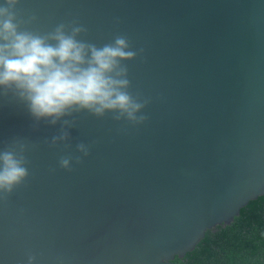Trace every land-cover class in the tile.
Here are the masks:
<instances>
[{
    "label": "water",
    "instance_id": "95a60500",
    "mask_svg": "<svg viewBox=\"0 0 264 264\" xmlns=\"http://www.w3.org/2000/svg\"><path fill=\"white\" fill-rule=\"evenodd\" d=\"M16 12L40 34L77 21L98 47L127 36L143 50L124 62L130 91L150 103L138 126L74 113L70 140L50 147L60 124L34 127L0 96V151L29 145L28 178L0 193V264H180L264 196V0H19ZM78 143L89 155L61 168Z\"/></svg>",
    "mask_w": 264,
    "mask_h": 264
},
{
    "label": "clouds",
    "instance_id": "9594fccd",
    "mask_svg": "<svg viewBox=\"0 0 264 264\" xmlns=\"http://www.w3.org/2000/svg\"><path fill=\"white\" fill-rule=\"evenodd\" d=\"M19 0H4L0 5V96L11 94L22 102L38 127L41 121L50 126L60 124L50 147L66 144L68 129L75 126L74 113L87 111L97 118L111 113L116 122L132 126L148 117L143 110L149 98L130 91L125 61L136 59L143 50H133L125 35L98 47L80 39L87 29L77 21L60 23L50 32L40 34L22 27L28 21L18 17ZM66 117H73L66 119ZM29 145L17 140L0 151V193L10 195L29 176ZM80 155L63 156L59 166L72 170L89 155L90 146L78 143ZM29 264L35 259L29 256Z\"/></svg>",
    "mask_w": 264,
    "mask_h": 264
},
{
    "label": "trees",
    "instance_id": "16d2710c",
    "mask_svg": "<svg viewBox=\"0 0 264 264\" xmlns=\"http://www.w3.org/2000/svg\"><path fill=\"white\" fill-rule=\"evenodd\" d=\"M180 264H264V196L251 201L231 225L217 226Z\"/></svg>",
    "mask_w": 264,
    "mask_h": 264
}]
</instances>
